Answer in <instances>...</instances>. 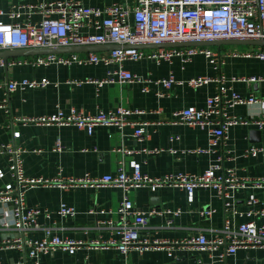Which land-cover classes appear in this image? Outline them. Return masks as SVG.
<instances>
[{
    "label": "crops",
    "instance_id": "1",
    "mask_svg": "<svg viewBox=\"0 0 264 264\" xmlns=\"http://www.w3.org/2000/svg\"><path fill=\"white\" fill-rule=\"evenodd\" d=\"M55 0H0V8L8 12L18 5L21 14L10 18L7 14L0 16L5 22H22L28 19L38 23L42 12L38 10L29 13L26 5H36ZM85 6L103 8L113 3L132 7L135 0H77ZM104 16V15H103ZM87 31L95 32L92 27ZM248 45H220L216 50L244 47ZM147 49V48H146ZM103 49L98 51H107ZM85 53V52H78ZM48 54V53H47ZM39 54H29L18 58H33ZM42 55V54H41ZM2 59V58H0ZM11 58H8V60ZM126 69L144 78L151 79L150 91H142V86L136 83H105L99 89L93 84L76 85L68 82L73 79L102 78L108 68L114 65H58L33 66L30 64L0 63V101L4 97V89L9 80L45 78L50 84L38 89H18L10 93L4 108L0 107V142H13L23 149V171L26 177L52 178L57 176L98 177L103 174H115L120 167L127 173L132 172L131 161L140 164L141 171L152 177H162L172 173H201L217 164L222 173L228 168L234 169L238 177L264 176V156L252 157L244 151L251 145L264 146V129L253 125L238 124L230 127L224 145L218 143L210 147L206 130L190 127L171 121L172 112L188 106L203 107L206 98L214 93V83L192 88L184 80L198 75L214 76L215 69L203 55H195L189 62L182 63L174 58L171 63H159L141 59L126 61ZM220 72L226 82L236 92L264 97V81L243 82L232 81V77L258 76L264 73V61L255 58L223 56ZM173 74L175 80L169 88L154 83L157 79L167 78ZM162 93L161 95L158 93ZM119 105L132 109H142L146 114L133 119L148 121L145 130L147 138L138 140L134 137V128L125 126L118 129L114 126H96L90 135L75 126H44L25 124L15 121L16 117L46 115L61 108L67 111L75 106L88 113L98 110H114ZM264 112V103L236 105L229 109L231 115L241 117L256 116ZM252 133V131H254ZM256 130L259 133H256ZM13 131L19 136L13 138ZM59 141L61 148L54 149ZM158 148L157 153H148L144 149ZM196 148H211L205 153H193ZM126 151H133L127 153ZM0 169L4 176L0 178V189L6 183L12 182L7 168V159L0 156ZM255 195L264 206V188L244 187L231 193V209L225 212L223 201L217 191L211 187H197L193 198L188 200L185 189L169 185L156 189L138 187L129 192V198L135 208L146 211L151 208L180 209L178 214L153 215L148 227L141 230V235L150 239H166L177 241L167 249H150L138 251L132 249L121 254L115 247L96 249L81 246L70 254L56 249L38 256L39 264H223L217 255L222 251L218 248L214 253L185 245L183 241L191 235L200 232L212 237L225 219L229 217L236 225L254 218L247 215L249 206L246 200L249 195ZM122 198V191L111 186L90 187L77 186L70 189L60 187L35 186L25 193L27 207H39L41 213L37 218V227L28 234L40 238L45 235L44 229H50L52 234L61 238L80 239L89 242L93 239L108 237L117 238L115 226L119 224L117 207ZM74 207V216L61 217L58 213L60 203ZM1 206V204H0ZM7 206V205H6ZM212 209L210 217L200 214L203 209ZM93 210V212H92ZM103 210L104 212H99ZM100 223L97 226V222ZM105 223L102 225V222ZM110 221V224L107 223ZM166 221H171L166 224ZM257 222L259 220L257 219ZM14 235V231H0V238ZM23 258V253L16 249L0 247V262L16 264ZM229 264H264V253L260 248L239 249L235 254L226 257ZM26 264H33L27 259Z\"/></svg>",
    "mask_w": 264,
    "mask_h": 264
},
{
    "label": "built area",
    "instance_id": "2",
    "mask_svg": "<svg viewBox=\"0 0 264 264\" xmlns=\"http://www.w3.org/2000/svg\"><path fill=\"white\" fill-rule=\"evenodd\" d=\"M26 6L29 13L34 10L41 11V20L38 23H32L28 19L22 22H5L0 19V50L94 44H116L118 47L107 51L48 53L39 54L33 58L0 59V63L33 66L114 65L113 68L107 69L102 78L89 77L68 82L76 85L90 83L96 89L105 83H136L142 86V91L148 92L150 83L153 81L126 69L124 66L126 61L148 59L157 63L161 61L171 63L174 58H178L182 63H186L195 55L200 54L208 60L216 74L213 77L192 76L185 79L184 83L192 88L214 83V93L206 98L203 107L188 106L173 111L171 121L206 130L210 147L218 143L224 145L228 131L234 125H253L264 129V112L250 117L229 113V109L236 105L264 103V97L236 92L227 84L225 76L220 72L223 56L255 58L264 61L263 46L248 45L233 49L225 48L222 51L216 50L212 45L166 46L147 49L137 47L143 44L202 42L217 39L264 40V0H135L132 7L113 3L103 8L85 6L77 0H55ZM21 8L23 6L18 5L17 9L12 8L8 12L0 8V16L7 14L10 18H17L21 14L19 10ZM88 27L96 31H87ZM231 80L248 83L260 82L264 81V73L258 76L232 77ZM175 82L177 81L171 73L167 78L157 79L154 83L169 88ZM49 84L50 81L45 78L9 80L5 86L0 107H5L13 91L26 88L38 89ZM143 114H146L145 110L132 109L123 105H119L114 110H98L95 113H88L71 106L67 111L57 108L51 114L21 116L16 117L15 121L23 125L28 123L44 126L71 125L90 135L96 126H114L118 129L130 126L134 128V137L141 141L148 136L145 125L149 123L134 120L133 116ZM18 136L19 132L13 131V138ZM60 148V142L56 141L54 149L59 150ZM210 149L196 148L191 152L205 153ZM144 151L157 153L161 149L146 148ZM22 152L23 149L13 142H0V156L6 157L7 168L13 180L0 189V231H14V235L9 234L0 238V247L16 249L23 253V258L16 264H26L27 259L32 260L33 264H39L40 254H47L56 249L73 254L81 246L96 249L113 246L121 254L132 249L138 251L171 250V247L178 243L177 241L150 239L141 235L140 232L148 227L149 219L153 215L168 213L175 215L180 212V209L151 208L143 211L135 208L128 194L138 187L150 189L166 185L178 187L185 189L189 201L192 200L197 187H211L221 197L224 211L227 213L231 209L230 198L234 190L244 187L264 188V176L238 177L232 168L217 173L220 169L217 164L197 174L179 172L162 177H152L143 173L140 164L135 161L130 162L131 173H127L123 167H120L115 174L107 173L98 177H90L87 174L82 177H26L23 171ZM244 154L252 157L264 156V146L251 145L245 149ZM4 174V171L0 169V178ZM35 186H52L62 189L77 186H111L121 189L122 198L117 207L119 224L115 226L117 238L103 239L100 237L87 242L80 239L61 238L52 234L50 229H44L45 235L40 238L29 235L28 232L37 227V218L41 213V208L27 207L25 203L27 189ZM246 204L249 206L247 215L254 218L234 225L228 217L223 225L215 230L212 237L200 232L191 235L183 242L187 246L209 250L210 253L222 248L217 257L224 262L223 264H229L226 262V257L235 254L239 249L260 248L264 253V206L253 194L249 195ZM212 211L209 208L203 209L200 214L210 217ZM57 213L61 217H71L76 211L74 207L62 202ZM170 222L166 221V224ZM99 223L100 221L97 222V226ZM101 223L105 224L103 221ZM107 223L110 224V221ZM0 264L4 263L0 262Z\"/></svg>",
    "mask_w": 264,
    "mask_h": 264
},
{
    "label": "water",
    "instance_id": "3",
    "mask_svg": "<svg viewBox=\"0 0 264 264\" xmlns=\"http://www.w3.org/2000/svg\"><path fill=\"white\" fill-rule=\"evenodd\" d=\"M184 45H202V46H220V45H258L264 47V40H240V39H217L213 41L187 42V43H161V44H143L137 45L139 48H158L166 46H184ZM118 47L116 44H94L85 46H57V47H37V48H14L0 50V58L7 60L8 58L18 57L29 54H47V53H70V52H87L98 51L103 49H113ZM252 131V133H254ZM258 134L259 131L256 130Z\"/></svg>",
    "mask_w": 264,
    "mask_h": 264
}]
</instances>
